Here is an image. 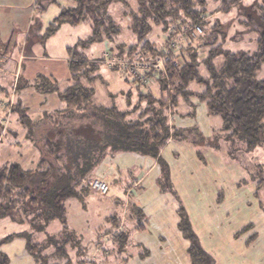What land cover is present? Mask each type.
<instances>
[{"label": "trees", "instance_id": "16d2710c", "mask_svg": "<svg viewBox=\"0 0 264 264\" xmlns=\"http://www.w3.org/2000/svg\"><path fill=\"white\" fill-rule=\"evenodd\" d=\"M221 1L217 9L222 11L241 3V0ZM134 4L131 7L127 0H69L68 6L62 7L60 14L44 30L37 26L41 42L56 34L64 22L89 25L91 32L68 47L70 78L66 87L62 88L55 78L43 74L33 83L29 82L40 92L58 93L63 107L55 114L58 120L60 115L67 116L63 128L62 120H56V131L45 130L47 140L43 146L33 139L42 153L33 168L23 167L15 160L0 167V218L8 217L30 225V231L0 239V264H11L2 246L15 236L23 237L28 251L36 256L35 249L41 243L37 239L34 242L35 237L54 221L65 224L67 200L76 198L84 203L92 193L88 181L96 177L94 170L109 152H135L157 158L162 168L160 184L164 190L171 188L169 168L159 156L170 139L181 140L186 136L182 128L170 123L169 110L181 116H195L197 103H204L208 114L219 117L222 122V127L212 132L210 141L227 138L245 144L249 150L264 146V79L257 78L264 63V3L256 7L258 27L254 29L259 36L256 48L250 50H231L215 43L220 25H210L206 19L209 0H134ZM40 6L45 4L41 2ZM120 6L125 10L123 16H119L123 21L129 20L126 27L133 36L131 42L122 39V18L117 20L112 9ZM196 25L204 30L194 37L192 32ZM156 27L168 32L165 45L150 40ZM175 36L183 41L170 49L168 44ZM103 43H113L105 57L89 58L86 51ZM201 48L206 51L201 52ZM2 57L3 66L6 54ZM159 59H164L163 69L153 66ZM102 64H107L109 68H106L112 72L125 74L123 78L131 87L112 92L109 81L101 73ZM134 68L139 69L144 80L130 73ZM97 83L107 87L106 97L113 100L111 106L98 101L103 96L96 97ZM153 84H157L159 96L153 93ZM19 87L18 84L16 90ZM181 104L189 108L187 113L179 111ZM14 110L20 113L21 123L28 127L29 136H33L32 118L19 105ZM257 168L252 176L256 196L264 187V169L259 165ZM125 197L128 198L126 193ZM260 205L264 211V201ZM129 209L131 217L137 219V229H143L146 225L143 212L133 204ZM176 216L177 228L188 243L190 264H215V258L201 245L180 201ZM119 221L117 215L110 216L107 231L110 233L118 228ZM251 227L249 224L244 229ZM61 234L50 237L49 244L54 241L52 238L60 240ZM112 235L118 242H123L127 236L126 232ZM64 237L63 234L62 245L54 241L56 253L66 254L64 246L74 243ZM73 259L64 264H82L79 259Z\"/></svg>", "mask_w": 264, "mask_h": 264}, {"label": "rangeland", "instance_id": "374dc122", "mask_svg": "<svg viewBox=\"0 0 264 264\" xmlns=\"http://www.w3.org/2000/svg\"><path fill=\"white\" fill-rule=\"evenodd\" d=\"M46 1L47 0H40V2L35 3L34 6H32V9L30 8L29 10L26 9L24 11L11 12V15H9L7 19L0 22V32H2V36L0 38V54H6L5 69H2L3 71L0 72L1 100H7L8 95L10 94L9 92L13 86L17 89L19 84L20 87L17 91H23L27 87L26 84L29 82L33 83L34 79L39 74H43L48 77L52 76L59 82V85L62 86V88L68 85L70 78L68 47L74 45L78 39L85 38L88 34H90L91 30L89 25L86 24L64 22L59 27L56 34L49 36L45 42H41L37 36L38 27L41 26L44 30V28L60 14L62 7H66L69 4V0H50L47 3ZM127 1L131 7L135 6L134 0ZM41 2L45 4L44 7L40 6ZM262 3H264V0H241L239 5H233L231 8L222 11L217 9L222 4L221 0H209L206 19L210 21V25L215 23L220 25V33L217 35L215 43L222 44L225 48L231 50H239L240 48L245 50L255 49L259 36V32L254 29L258 27V23L256 22L259 14L257 8ZM112 9L116 19L119 20V18L123 16L122 13L125 10V7H113ZM121 18V23H123L122 39L126 42H131L132 39L130 38L133 36L126 27L129 20L125 19L123 21V17ZM245 21H248L249 24ZM30 30L32 31L31 34H29ZM171 30L172 29L169 30L170 33L173 32V30L172 32ZM166 34H168V32H162L156 27L150 34L149 38L150 40L157 42L158 45L161 43L165 45ZM174 38L178 39L177 42L179 45L183 41V39L179 36H175ZM198 40H200V38ZM110 45L112 46L113 43L95 44L86 52L89 55V58H92L91 54H100L102 52L101 48L103 49V46H106V50L102 52V57L103 55L105 57V52H108L107 49ZM204 51H206V48H201V52ZM2 58L1 60L3 61L4 59ZM107 64H102L101 73L109 81L110 90L112 92H117L121 89L128 90L131 86L128 82H125V79L123 78L125 77V74L120 72L117 74L116 71L112 72V70H108L106 68L108 66ZM114 74L119 79V85H115L114 83L112 77ZM257 78L264 79V63L257 73ZM98 82L100 83L101 81ZM131 84H133L132 87L135 88V84ZM95 88L97 90V98L105 96L107 88L105 84L97 83ZM153 93L157 96L160 95V91L157 86L153 88ZM134 99L135 101L137 100L136 93L134 94ZM179 111L185 113L189 111V108L181 104ZM1 113L2 111L0 110V115ZM197 113L198 109L196 110L195 118L192 120L188 119L190 122V124L188 123L186 125L188 127L183 128L185 136L190 139L191 142L188 140H174L172 144L167 143L165 146L166 153H171L172 150V189L177 191V185L178 189L181 191L180 185L183 184L188 187V190H191L192 186L199 189L205 183L209 186H214V190H220V193L223 197H225V200L221 203V205L216 206L219 208V211H224V209L225 211H229L232 207L240 208V211L235 214L237 219L229 220L231 223H228V221L225 220L224 227H228L230 225L235 228L240 227L241 238L236 241V243L239 244V242H241V248L245 251L249 247L244 244V238L249 239L251 234L249 236L248 234L244 235V232L241 231V226L245 223V220L251 221L252 227H255L256 231H260L256 245L254 246V244H250V248L254 246L252 253V259L254 260H252V262L257 261L258 264H264V211L260 205V202L264 201V187L259 191V195L256 196V185L255 182L252 181V176L255 170L258 169V165L264 169V146H257L256 148L249 150L245 147V144H239L237 141L235 144L232 140L230 141L227 138L213 139L212 141L205 139L208 133L221 128L222 122L219 117L209 115L208 120L210 123L205 125L203 123L205 121L202 117H199V115L197 116ZM180 117L182 116L179 113L172 112V120L174 124H177V119H180ZM6 119L7 118H4L3 122L4 126L8 129L9 123L5 121ZM15 119V115H12L10 118L11 122H14ZM31 133L36 134L33 133V131ZM7 140L8 138H4L2 142V147L0 149V154L2 153V155L6 150L5 146L7 145ZM37 141L33 140L34 143H38ZM180 141H183L184 143L181 144ZM192 147L195 151L192 150ZM41 154L42 153H40V155ZM131 161L135 162V160ZM100 168L101 166L95 170V175L96 172L101 170ZM127 174L128 176L126 177H128V179H125L126 177H123L121 173L112 174L111 180L104 177V179L112 186V190L105 197H100L98 196L99 194L92 192L88 199H85L84 203H80L78 201V203L75 202L74 204H71L73 202L72 200H69L70 202L67 205V218L65 224L62 225L59 221H54L49 227H46L38 234V236L35 237L34 242L37 239V241H40L41 246L35 249V252L37 253L35 257L37 260L33 257V263L64 264L66 261L74 258V261L79 259L82 264H114L115 262H106L108 250L111 247V244H109L110 238H106L105 235V232L110 227V224L104 220V217L107 215H113L115 212H119L121 214L123 210L125 215H129V207L131 206L132 201L135 200L137 193L133 197L128 196V198L122 196V193H125V186L128 187L129 185H132L133 178H137V176L141 174V170L137 169V167L131 168L129 169V172L127 171ZM113 177L117 180L121 179L123 181L115 183V179ZM151 177L152 176H149L150 179ZM60 186H63V184ZM138 186L139 185L134 188V192ZM181 192L183 194L182 196H184L181 199L182 205L186 208V210L189 209L187 211L188 216V212H190L191 216L194 218L198 231H200V236L204 240H207L208 237L204 229H213L217 227L215 220L219 216L215 211L216 207L213 205H206V214H204V216L207 223L201 227L196 223L198 220L194 215L193 208L190 204H188V197L183 191ZM113 194H116V197H120L122 199L124 203L122 206L123 210L119 207H116L115 209L109 208L108 206H105V204L101 203L102 199L109 198ZM145 198L148 199L145 200ZM145 198V206H143V208L146 211L145 216L147 219L153 214L155 215L154 209L158 200H156L157 196H155L151 191L145 194ZM171 202L173 214V200ZM81 207H83V210H81ZM189 220L191 222L190 218ZM136 225L137 219L134 217L129 219V223H126L127 236L122 242L124 249L129 247V245H132V239L136 238L135 236L137 235V231L134 229ZM2 230L3 231L1 232H6L5 234H9L10 232L6 228ZM193 230L197 234L202 245V240L198 235L199 232L197 233L194 227ZM59 234L62 236L64 234L66 236L64 239L66 238L74 242H68V245L64 246L66 254L56 253L55 244L57 243L62 245L60 242V240L63 241L62 236H60V240L57 241L52 238V240L56 243L52 241V244H49L48 242L50 237H57ZM224 240L225 242L221 245V248L229 245L231 247V251L236 249L238 250V246L235 248L232 247L234 241H226L225 237ZM248 243H250V240ZM211 244L219 247L213 241H211ZM116 245L117 243L111 247L112 253H114L113 249ZM202 246L205 249V246ZM100 247L102 249L98 252L97 248ZM245 247H247V249H245ZM4 248L7 249L6 246H4ZM131 248H133V246ZM221 254L220 264H229L228 258L225 257V252L222 251ZM234 261H236V259ZM230 264L234 263L230 262ZM246 264H249V262H246Z\"/></svg>", "mask_w": 264, "mask_h": 264}, {"label": "crops", "instance_id": "0c3cea01", "mask_svg": "<svg viewBox=\"0 0 264 264\" xmlns=\"http://www.w3.org/2000/svg\"><path fill=\"white\" fill-rule=\"evenodd\" d=\"M37 2L38 0H0V22L7 19V17L11 15V12L24 11L26 9L29 10L30 8L32 9V6H34V4ZM1 36L2 32H0V38ZM104 50H106V46H103V49L101 48L102 52ZM102 52L100 54H91V57L102 55ZM2 56L3 55L0 54V72L3 71L2 69H5V65H1ZM112 77L115 85H119L120 83L118 77L115 74ZM155 86H157V84H153L152 89ZM9 93L10 94L8 95L7 100L0 99V110L2 111L0 115V149L2 147L4 138H8L6 143L7 145L5 146L6 150L5 152H3V155L2 153L0 154V167L7 161L15 160L20 161L23 167L33 168L34 164L37 163L41 155L38 145H36V143H34L32 140L36 138L40 141L39 145L43 146L47 140L44 135L45 130L48 129L56 131L54 128H56L57 124L54 123V121L58 120V115H56L55 112H58L63 107V102L61 101L58 93L40 92L36 90L35 87L30 83L23 91L21 90L20 92H18L13 86ZM106 96L107 90L105 96L100 98L98 101H100L102 104L111 106L113 100L107 98ZM10 102L11 105H9ZM17 105L25 109L26 114L32 118L33 123L31 124V128H33L36 133L33 136H29L28 127L21 123L20 113L14 110ZM197 109V116L199 115V117L203 118V120L205 121L203 123L205 125L209 124V114L206 105L204 103H197L195 116ZM12 115H15L16 117L14 122H11L10 120ZM66 116L67 114L62 117L60 115L59 117L58 121L62 120L63 122V125L61 126L62 128L65 126ZM195 116H182L180 117V119H177V124H174L172 120V111L169 110L170 123L173 125H178L177 127L182 129L188 127L186 126L188 123L190 124L188 119L192 120L193 118H195ZM4 118L8 119V129L4 126ZM207 131L210 132L209 130ZM211 138L212 132L208 133L205 139L210 140ZM174 140L177 139H170L167 143L172 144ZM181 140L190 141V139H188L187 137H184ZM183 141H180L181 144L184 143ZM192 150L195 151L193 147ZM159 159L164 161V163L168 166L169 176L171 178L172 184V150L171 153H166L164 147V149H162L160 153ZM131 160H135V162H132ZM100 166L101 170L96 172V175H94L96 177H105L109 180L112 179V174L121 173L123 177H126L127 171L131 168L137 167V169L141 170V174L137 176L139 186L136 191L133 192V196L137 193L136 198L135 200H133L134 202L132 201L131 204L138 206L144 215L146 211L144 210L143 206H145V200L148 199L145 198V194L151 191L155 196H157L156 200H158V203L156 204L154 209L155 215L153 214L150 218L148 217L146 219V225L143 229H137V227L134 228L135 231H137V235L135 236L136 238L132 239V245H129V247H126L124 249L122 246V242H118L112 234H116L118 232H126L127 235L126 223H129V219L133 217H131L130 213L129 215L124 214V210L122 208L124 203L120 197V199L116 197V194L111 195L109 198L102 199L101 203L105 204V206L113 209L119 207L123 210V216L122 213L120 214L119 212H115V214H113L119 217L120 221L119 224H117L118 228H113L110 233L108 232L109 230H106L107 232H105L106 238H110L109 244H111V247L117 243V245L113 249L114 253L111 252V247L109 248L106 262H115L114 264H190V258L187 253L188 243L177 228L176 210L179 206V201L182 202L181 199L184 197L182 196L183 194L181 191H183L184 194L188 197V204H190L193 208L194 215L198 220V222H196L197 225L203 227L207 223V220L204 216V214H206V205H213L214 207H216L218 205H221V203L225 200V197H221L220 190H214V186H209L205 183L199 189L192 186L191 190H188V187L183 184L180 185V191V189H178L177 185L175 184L177 191H174L172 187L164 190L162 188V185L160 184V179L162 177V168L158 159L140 153L119 152L116 154H112L109 152L107 154V158L104 159L97 168H99ZM97 168L95 170H97ZM149 176H152L151 179L149 178ZM114 179L115 183L123 181L121 179ZM125 179H128V177H126ZM130 186L131 185H129L128 187H124L125 193ZM125 193L123 192L122 196L125 197ZM89 196H87L86 199H88ZM168 198L170 201L168 200ZM171 199L173 200L174 204L173 214ZM69 200H72L73 203L71 204H74L75 202L78 203V201L82 203L79 199L76 198H71ZM69 200L66 201V205L69 204ZM81 210H83V207H81ZM215 211L219 216L215 220L217 227L213 229H204L208 237L207 240H204L200 236L201 234L196 227L194 218L193 216H191V213L188 212L194 229L197 231V233L199 232L198 235L202 240V245H204L205 250L215 258V264H220L222 251L225 252V257L228 258L229 264L230 262L234 264H246V262H249V264H258L257 261L252 262V260H254L252 259V253L253 248L259 238L260 231H256L255 227L244 229L247 225L252 224L251 221L245 220V223H243L241 226V231L244 232V235H251L249 236V239L244 238V244L249 247L248 249L247 247H245V249L247 250L244 251L241 248V242H239V244L236 243V241L241 238L240 227L235 228L232 225L224 227L225 220H227L228 223H231L229 222V220L237 219V216L235 214L236 212L240 211V208L232 207L229 211H225V209L224 211H219V208L216 207ZM110 216L112 215H107L106 217H104V220L108 222ZM50 225L51 224H49L48 227ZM5 228L10 231L9 234L30 231V225L28 223H18L8 217L0 218V239L9 235L5 234L6 232H1L3 231L2 229ZM224 237L226 238V241H234L232 247L235 248L236 246H238V250L236 249L231 251V247L229 245L221 248V245L225 242ZM249 240L250 243H248ZM211 241L216 243L219 247L211 244ZM250 244H254V246L250 248ZM4 246H6L7 249H5ZM132 246L133 248H131ZM2 249L9 255L11 264H34L33 256L28 251L26 240L21 236H15L10 241L4 243ZM101 249V247L97 248L98 252H100ZM235 259L236 261H234Z\"/></svg>", "mask_w": 264, "mask_h": 264}, {"label": "built area", "instance_id": "2783aa9c", "mask_svg": "<svg viewBox=\"0 0 264 264\" xmlns=\"http://www.w3.org/2000/svg\"><path fill=\"white\" fill-rule=\"evenodd\" d=\"M202 33H203V28L200 25H196L192 32L194 37H197L201 35ZM176 45H177V40L176 39L171 40L168 44V48L171 49L173 47H176ZM107 62L110 64L109 61ZM163 63H164V59H159L156 63L153 64V66L154 68H157V69L159 68L163 69L164 67ZM130 73L144 80V77L141 75V72L139 71L138 68L131 69ZM6 122L8 123V119L6 120ZM138 183L139 182L137 179L133 181L132 186L126 192L128 196L133 195L134 188L138 185ZM88 185L93 192L99 195H102V196L107 195L111 190L110 183L106 181L104 178H98V177L92 178L88 181Z\"/></svg>", "mask_w": 264, "mask_h": 264}]
</instances>
